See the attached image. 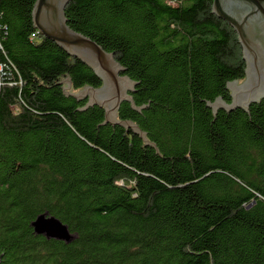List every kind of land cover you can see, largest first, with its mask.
Instances as JSON below:
<instances>
[{
  "label": "trees",
  "instance_id": "trees-1",
  "mask_svg": "<svg viewBox=\"0 0 264 264\" xmlns=\"http://www.w3.org/2000/svg\"><path fill=\"white\" fill-rule=\"evenodd\" d=\"M36 1L0 0V264H264V98L215 119L203 101L230 102L225 86L246 69L213 0L65 7L72 29L141 79L131 94L147 107L122 101L117 117L163 156L63 95L58 76L74 90L103 83L37 31ZM43 216L71 238L37 233Z\"/></svg>",
  "mask_w": 264,
  "mask_h": 264
},
{
  "label": "water",
  "instance_id": "water-1",
  "mask_svg": "<svg viewBox=\"0 0 264 264\" xmlns=\"http://www.w3.org/2000/svg\"><path fill=\"white\" fill-rule=\"evenodd\" d=\"M69 1L71 0H37L32 9V23L41 35L53 40L68 55L84 61L98 74L103 85L93 87L84 83L82 88L74 90L69 74H66V78L58 76L57 84L63 85V95H72L78 100L86 98L87 103L78 109L80 111L96 104L104 108L106 112L104 122L98 125L110 122L113 125H123L125 131L131 129L140 135L143 139V148L151 144L156 149L155 153L163 156L156 144L150 142L147 133L139 128L138 123L132 120H120L117 117L122 101H128L131 107L139 112L147 107L149 99L147 104L136 106L131 94L136 90L135 87L141 79L135 82L128 75L123 74L125 67H122L112 52L106 51L95 39L71 28L65 17V7ZM212 3V12L229 22L231 27H235L242 45L246 69L244 79H234L227 82L225 86L231 95L230 102H226L221 96L213 102L203 101L207 106L212 107L213 119L216 117L215 114L223 108L227 113L237 107L242 108L249 115L250 106L254 103L260 106L259 101L262 97L264 98V0H213ZM33 225L37 233L53 234L56 237H65L67 240L71 238L66 224H62L55 217H39ZM4 255L2 252L0 259Z\"/></svg>",
  "mask_w": 264,
  "mask_h": 264
}]
</instances>
